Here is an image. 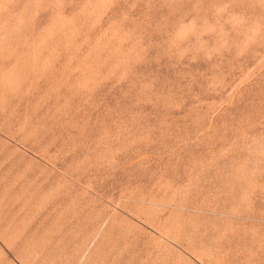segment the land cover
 <instances>
[{
    "label": "rangeland",
    "instance_id": "1",
    "mask_svg": "<svg viewBox=\"0 0 264 264\" xmlns=\"http://www.w3.org/2000/svg\"><path fill=\"white\" fill-rule=\"evenodd\" d=\"M0 264H264V0H0Z\"/></svg>",
    "mask_w": 264,
    "mask_h": 264
}]
</instances>
